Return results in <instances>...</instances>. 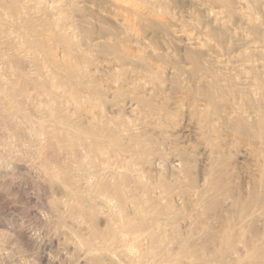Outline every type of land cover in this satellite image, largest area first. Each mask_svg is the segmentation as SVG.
I'll return each instance as SVG.
<instances>
[{
    "label": "rangeland",
    "instance_id": "1",
    "mask_svg": "<svg viewBox=\"0 0 264 264\" xmlns=\"http://www.w3.org/2000/svg\"><path fill=\"white\" fill-rule=\"evenodd\" d=\"M0 264H264V0H0Z\"/></svg>",
    "mask_w": 264,
    "mask_h": 264
}]
</instances>
